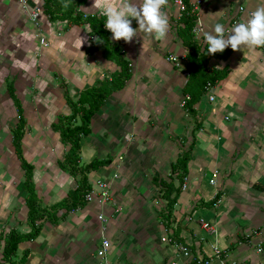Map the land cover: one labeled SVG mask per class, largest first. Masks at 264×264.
<instances>
[{
	"label": "crops",
	"instance_id": "1",
	"mask_svg": "<svg viewBox=\"0 0 264 264\" xmlns=\"http://www.w3.org/2000/svg\"><path fill=\"white\" fill-rule=\"evenodd\" d=\"M24 1V10L38 9L34 21L17 0H0V173L9 180L12 173L18 180L6 183L8 190L0 182L3 238L11 230L31 231L23 189L25 171L12 146L18 115L7 84L11 83L26 122L20 150L32 166L33 191L39 206L50 212L76 188L73 178L59 166L69 145L61 143L59 132L52 129L59 117L71 113L64 90L76 102L82 91L119 71L100 51L88 53L98 42L87 24L66 29L65 21L47 18L42 0ZM197 1L194 31L201 48L206 46L203 31H211L216 23L230 30L264 6V0ZM121 2L85 0L77 11L84 17H101L102 5ZM179 2L166 0L163 6L169 20L163 38L138 30L132 41H117L106 29L130 63L131 77L91 117L90 133L79 140V164L111 160L87 177L94 194L96 182H105L110 198L100 203L94 197L68 214L59 209L56 222L44 218L38 236L18 244L16 260L27 251L24 264H97L95 250L106 238L109 264H169L175 251L160 241L166 229L170 238L193 254L210 257L216 248L229 261L264 263L263 47L236 51L228 47L211 54L208 70L226 69L227 76L193 105L201 128L187 164L185 187L169 219L161 188L153 182L170 181L171 164L192 142L193 119L182 104L187 96L183 92L187 51L177 35ZM194 3L190 0V5ZM132 27H139L135 19ZM171 55L179 58L181 68L167 60ZM173 183L178 185L177 180ZM217 192L223 193L217 205L200 208ZM203 223L210 229H203ZM259 243L260 255L255 252ZM3 246L2 240L1 263Z\"/></svg>",
	"mask_w": 264,
	"mask_h": 264
},
{
	"label": "trees",
	"instance_id": "2",
	"mask_svg": "<svg viewBox=\"0 0 264 264\" xmlns=\"http://www.w3.org/2000/svg\"><path fill=\"white\" fill-rule=\"evenodd\" d=\"M44 14L50 21H65V28L72 26H82L87 24L91 31V36L103 38V42L92 44L88 49V53L100 51L102 56L108 61H112L118 66L119 71L111 74L110 79L104 78L97 87H91L80 93L76 102H72L66 90H64V99L70 108V115L61 116L58 122L52 125V129L59 132L60 141L65 145H69V150L64 155V159L59 163L60 168L66 172L76 182V188L67 193L57 205L50 207V212L42 209L37 201L36 195L31 184L32 166L27 164L21 155L20 141L24 135L25 119L22 115L18 100L13 94L11 83L7 84V90L12 99L18 115V123L15 129L12 130V146L20 160L22 169L25 171V180L23 189L27 193L25 197V205L27 207V221L31 231L27 234H20L15 230H11L6 237L0 234V241H4L2 248L1 261L7 264H24L28 252H23L19 260L15 259L17 246L20 242L34 240L40 232V224L44 218H49L56 222L55 211L63 209L65 214L83 208L87 203L85 196L91 192V186L88 183V174L95 172L102 167L108 166L111 163L110 159L99 160L94 159L85 165L79 164L80 146L79 140L81 137L87 136L90 133L89 124L91 117L102 107L104 101L113 92L121 90L126 82L130 79V63L124 58L123 51L110 41V35L107 32L103 16H83L77 11L85 0H42ZM183 5V10L180 11L178 18L177 35L182 41L183 48L187 51L185 59L187 61L186 68L183 73L187 75V80L183 86V92L189 97V100L184 101L183 108L187 114L193 119V129L191 132L192 142L177 155L173 164H171L170 181L157 182L160 189V197L165 201L167 208L168 219L173 206L176 204L184 178L187 175V164L191 158V152L195 145V135L200 130L201 124L196 121V111L193 105L198 102L201 95L206 92L208 85L215 86L219 81L227 76V70H208L207 65L211 54H206V46L201 48V45L196 40L194 31L196 15L192 12L190 0H180ZM78 117L79 123L75 124V119ZM173 180L178 181L175 186ZM222 192H217L213 199L208 202L201 203L200 208H213L220 200ZM167 219V220H168ZM167 225V224H165ZM166 228V227H165ZM0 262V264H3Z\"/></svg>",
	"mask_w": 264,
	"mask_h": 264
},
{
	"label": "clouds",
	"instance_id": "3",
	"mask_svg": "<svg viewBox=\"0 0 264 264\" xmlns=\"http://www.w3.org/2000/svg\"><path fill=\"white\" fill-rule=\"evenodd\" d=\"M165 4L166 0H140L139 3L135 0H122L115 6L102 5L100 15L105 17L104 26L110 30L114 40L130 42L137 36L138 30L163 38L169 26L163 11ZM132 19L138 22V28L132 27ZM202 34L206 54L222 53L228 47L233 51L264 47V6L257 7L246 20L237 22L230 30H226L223 23H216L211 31H203ZM80 39L83 42L84 38ZM94 39L103 42L101 37Z\"/></svg>",
	"mask_w": 264,
	"mask_h": 264
},
{
	"label": "built area",
	"instance_id": "4",
	"mask_svg": "<svg viewBox=\"0 0 264 264\" xmlns=\"http://www.w3.org/2000/svg\"><path fill=\"white\" fill-rule=\"evenodd\" d=\"M199 4L197 0H195L194 5H191L192 12L197 14V7L195 5ZM180 11L183 10V5L181 1L179 2ZM36 17V14H33V18ZM41 44L43 42L41 41ZM264 48V47H263ZM176 57L177 59H174ZM175 67H180V60L177 56L171 55L168 57V59ZM215 86L208 85L206 88V94L213 91ZM213 99V96L210 97V100ZM189 100L188 96H185L182 100V104H184V101ZM211 184L214 183L213 180L209 181ZM96 186L98 190L96 193H93V190L89 192L85 196L86 202H90L94 199V197L98 198L100 203H104L107 200H109L110 195L108 193V185L105 182L98 181L96 182ZM185 186H182L184 189ZM101 217H99L100 219ZM203 229H210V225L208 223L202 224ZM164 236L161 237L160 241L161 243H165L167 246H170L175 251V256L171 259L169 264H264L263 262L257 261V262H250V263H244L242 261H229L228 259L221 258L222 251H219L216 248H213L212 254L210 257H204L200 254H193L191 251H189L183 244L176 242L174 239L170 238L167 234V230L164 229ZM167 233V234H166ZM110 249V243L106 238H101V241L99 243V246L95 250V258L97 259V264H109L107 261V255ZM262 246L261 243L257 244L255 248L256 254L260 255L262 253Z\"/></svg>",
	"mask_w": 264,
	"mask_h": 264
},
{
	"label": "rangeland",
	"instance_id": "5",
	"mask_svg": "<svg viewBox=\"0 0 264 264\" xmlns=\"http://www.w3.org/2000/svg\"><path fill=\"white\" fill-rule=\"evenodd\" d=\"M18 2H19V4L21 5V8L24 10V8L26 7V2L24 1V0H17ZM32 9V11L30 12V11H26V10H24V11H26L28 14H29V19H30V17H32L31 19L34 21V19L36 18H33V14H36V12H37V10L38 9H35V8H31ZM28 10V9H27ZM41 41L43 42V44H44V39H40V45L41 46H44L43 44H41ZM13 174L11 173V177H10V180H9V178H4V175H3V173L1 174L0 173V182H1V185L3 186V188L5 189V190H8V188H6V187H4V185L6 184V183H9L10 182V184L14 181V184H16L17 183V179H13ZM13 184V183H12ZM16 208H14V210H15ZM191 225H195L196 226V224H195V222H192L191 223ZM197 230H199L198 228H197ZM240 238H242V236L240 237ZM238 242H240V239L239 240H237V243Z\"/></svg>",
	"mask_w": 264,
	"mask_h": 264
}]
</instances>
